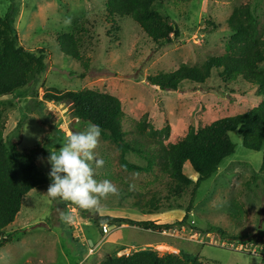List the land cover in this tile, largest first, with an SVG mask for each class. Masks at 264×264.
<instances>
[{"label": "rangeland", "instance_id": "rangeland-1", "mask_svg": "<svg viewBox=\"0 0 264 264\" xmlns=\"http://www.w3.org/2000/svg\"><path fill=\"white\" fill-rule=\"evenodd\" d=\"M244 4L254 11L258 33L264 35V0L165 1L155 8L177 25L179 36L170 43H153L130 18L106 21L104 0H0V17L10 6L16 9L19 45L46 56V70L37 83L0 97L4 145L22 153L36 148L37 168L48 174L50 151L59 150L68 133L88 124L73 119L68 105L44 101V93L86 88L118 97L123 139L130 147L123 153L100 136L94 152L104 165L93 164L94 178L112 181L119 195L102 199L96 218L48 197L49 184L29 191L13 222L0 233L7 241L0 247V264H97L107 256L142 249L159 257L187 254L206 264H256L257 257L264 264V136L260 150L253 151L242 146L238 133H230L234 153L194 191L196 175L188 163L183 172L192 183L183 189L161 171L157 159L141 171L123 163L144 168L147 161L138 147L147 157L156 156L161 143L182 137L190 127L248 112L260 103L256 86L240 77L223 80L216 70L202 84L183 81L175 90H161L148 81L224 54L231 35L227 19ZM69 17L71 25L65 26ZM62 33L75 35L83 64L61 52L57 38ZM259 67L264 70V62ZM144 120L147 126L140 133L137 127ZM150 127L164 131L150 134ZM65 209L74 217L71 224L59 218V210ZM114 218L173 226L153 232Z\"/></svg>", "mask_w": 264, "mask_h": 264}, {"label": "trees", "instance_id": "trees-1", "mask_svg": "<svg viewBox=\"0 0 264 264\" xmlns=\"http://www.w3.org/2000/svg\"><path fill=\"white\" fill-rule=\"evenodd\" d=\"M165 1L180 3L186 0H104L106 21L113 24L115 17L130 18L153 41L170 43L179 36L177 25L169 17H163L155 8ZM16 9L10 6L7 13L0 17V97L13 94L16 90L30 83H37L46 70L45 53L34 52L19 45L14 26ZM230 39L225 45V53L209 57L202 64L194 67L181 65L172 72L149 77V83L161 90L178 88L181 82L189 81L202 84L210 77L213 70L223 80L240 77L244 82L256 86L260 103L248 112L213 120L200 128L190 127L186 133L172 141L161 143L156 156H148L143 149L137 148L144 156L147 165L144 168L124 163L130 170L147 169L152 160L157 159L159 167L179 189L189 186L192 181L183 172L188 163L196 175L193 191L201 182L210 178L221 161L234 153L235 145L230 133L241 136L242 146L247 150L259 151L264 136V70L259 64L264 62V35L257 30L258 20L248 4L234 8L227 19ZM173 34L174 36H171ZM57 45L66 56L82 63L78 40L73 33H62L57 38ZM83 64V63H82ZM85 65V64H84ZM86 66V65H85ZM44 101L69 106L73 119L82 123H93L102 129L112 143L123 153L130 149L123 139L121 127L123 116L118 97L97 89L76 91H45ZM147 122H140L138 131L143 133ZM3 116L0 111V233L5 229L20 210L23 198L34 188L50 184L48 174L40 172L35 163V149L28 153L18 151L15 146L6 147L2 137ZM150 127V134H160ZM150 159V160H149ZM264 171V153L261 159ZM186 217L181 222H185ZM110 219V218H108ZM115 221L134 225L144 230H166L172 224H154L151 221H133L126 218H114ZM0 237V247L6 243ZM97 264H206L197 257L187 254H165L159 257L151 249H142L129 255L107 256Z\"/></svg>", "mask_w": 264, "mask_h": 264}, {"label": "clouds", "instance_id": "clouds-1", "mask_svg": "<svg viewBox=\"0 0 264 264\" xmlns=\"http://www.w3.org/2000/svg\"><path fill=\"white\" fill-rule=\"evenodd\" d=\"M64 24L70 26L71 17ZM101 132L99 125L89 123L83 131L68 133L59 150L50 151L47 157V163L51 166L48 173L51 183L46 191L48 197L99 214L102 199L119 195V189L112 181L94 178L93 164L96 168L104 165V160L98 159L94 152L99 145ZM59 218L66 224L74 220L66 209L59 210ZM256 264H261L260 257L256 258Z\"/></svg>", "mask_w": 264, "mask_h": 264}, {"label": "water", "instance_id": "water-1", "mask_svg": "<svg viewBox=\"0 0 264 264\" xmlns=\"http://www.w3.org/2000/svg\"><path fill=\"white\" fill-rule=\"evenodd\" d=\"M262 213H264V210H262ZM87 216H91L92 218H96L97 217V214H90V213H87Z\"/></svg>", "mask_w": 264, "mask_h": 264}, {"label": "built area", "instance_id": "built-area-1", "mask_svg": "<svg viewBox=\"0 0 264 264\" xmlns=\"http://www.w3.org/2000/svg\"><path fill=\"white\" fill-rule=\"evenodd\" d=\"M92 252H93V250H92V249H90V250H89V253H90V254H92Z\"/></svg>", "mask_w": 264, "mask_h": 264}, {"label": "crops", "instance_id": "crops-1", "mask_svg": "<svg viewBox=\"0 0 264 264\" xmlns=\"http://www.w3.org/2000/svg\"><path fill=\"white\" fill-rule=\"evenodd\" d=\"M119 228V227H118ZM93 253V252H92Z\"/></svg>", "mask_w": 264, "mask_h": 264}]
</instances>
